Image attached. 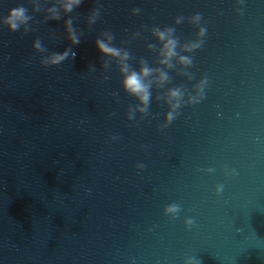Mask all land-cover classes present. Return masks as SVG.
<instances>
[{"label": "water", "instance_id": "obj_1", "mask_svg": "<svg viewBox=\"0 0 264 264\" xmlns=\"http://www.w3.org/2000/svg\"><path fill=\"white\" fill-rule=\"evenodd\" d=\"M17 7L30 20L13 32ZM201 26V47L184 51ZM155 27L174 29L190 66L159 64ZM106 33L131 70L168 75L131 120L137 101L95 47ZM171 89L182 106L164 126ZM189 261L264 264V0H84L67 14L57 0H0V264Z\"/></svg>", "mask_w": 264, "mask_h": 264}, {"label": "clouds", "instance_id": "obj_2", "mask_svg": "<svg viewBox=\"0 0 264 264\" xmlns=\"http://www.w3.org/2000/svg\"><path fill=\"white\" fill-rule=\"evenodd\" d=\"M47 0H36L37 5L40 3H45ZM84 0H57L61 10L67 14L71 13L75 8L81 5ZM39 11V7L36 8ZM140 9H134L132 14L138 15ZM48 18L52 20H57L60 17L56 14L55 8L48 9ZM99 13H93L89 18V23H95ZM30 17L27 15V9L23 7L13 8L9 11L7 16L4 18V24L8 27L9 31H17L22 25L28 23ZM201 21V16L196 14L190 17L189 22L194 26H198ZM183 22V17H177L174 21L175 24H180ZM68 38L73 44L79 43V37L75 31L71 28V21H67L65 24ZM207 29L205 27H198L197 31V41L185 46L184 51L192 52L201 47L203 40L201 39L206 35ZM153 37L160 43L161 47L159 50V64L170 68L172 65L170 61L179 57L177 63L188 67L192 63V59L189 56H179L177 52L178 41L174 37L173 28L155 27L152 29ZM106 38L98 39L95 43L97 51L105 57L114 60L119 65L121 79V88L129 96L133 97L137 101L138 107L129 113L128 119L134 118L135 113L146 114L148 110L149 101L151 98V88L153 84L157 86H162L168 81V75L166 71H157L146 64H141L138 71H133L130 68L129 60L131 59L130 54L120 48L112 46L113 37L110 34H105ZM34 48L39 50V43L34 44ZM67 57V52L62 55L50 57L46 63L50 66H54L62 62ZM154 77V79H150ZM207 84L206 80H202L196 88V95L192 96L188 101L191 104L199 103L203 98L202 94L204 88ZM183 92L180 89H171L166 93V103L170 106L169 111L164 117V126L172 123L173 120L177 118V110L182 106L181 101L183 100ZM217 194L223 191V186H218ZM180 211L179 205H169L164 209V214L167 216L175 217ZM194 221L189 219L185 221L186 229H191ZM186 264H191V262H186Z\"/></svg>", "mask_w": 264, "mask_h": 264}]
</instances>
